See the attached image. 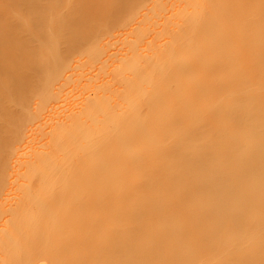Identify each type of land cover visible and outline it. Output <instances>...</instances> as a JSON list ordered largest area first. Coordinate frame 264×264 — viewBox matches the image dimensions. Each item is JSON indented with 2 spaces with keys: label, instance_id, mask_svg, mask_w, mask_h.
Listing matches in <instances>:
<instances>
[{
  "label": "bare ground",
  "instance_id": "6f19581e",
  "mask_svg": "<svg viewBox=\"0 0 264 264\" xmlns=\"http://www.w3.org/2000/svg\"><path fill=\"white\" fill-rule=\"evenodd\" d=\"M131 1L0 0V148ZM190 1L169 47L135 45L120 75L61 105L17 160L14 195L0 182V264H113L146 244L124 264H264V0ZM140 64L147 80L127 70Z\"/></svg>",
  "mask_w": 264,
  "mask_h": 264
},
{
  "label": "rangeland",
  "instance_id": "374dc122",
  "mask_svg": "<svg viewBox=\"0 0 264 264\" xmlns=\"http://www.w3.org/2000/svg\"><path fill=\"white\" fill-rule=\"evenodd\" d=\"M192 3L193 1L187 3V0L131 1L121 9L118 17L102 22L96 28L98 36L94 43L84 46L80 52L65 60L62 75L48 76L43 80V83L30 94L28 106L24 108V115L14 123L16 129L12 128L10 132V135L16 138L12 146L14 149L9 151V148H0L5 152V159L9 163L0 182L6 180V189H11L9 194L14 195L18 188L16 185L8 187L11 186V181L19 176L17 160L23 158L38 142L39 137L48 129L55 115L61 110V105L73 102L76 97L93 91L101 80L120 75V71L124 70L123 66H127L128 63L124 58L118 59L117 56L132 51L135 45L140 44L151 48L157 45L169 47V38H172L171 30H175L182 19L186 20L185 13L191 9ZM259 39L255 36L257 46L264 47ZM141 65L132 66L127 70L138 75L142 73L140 76L144 80L145 75ZM166 138L167 135L162 137L161 142ZM125 183L116 182L112 185L116 197L122 195L119 191L124 189L122 185ZM243 235L245 238L252 237L249 231H244ZM227 239L223 232L216 239L207 237L196 242H204L203 245L208 246L210 241H226ZM184 243L186 249L200 245L193 241ZM149 246L150 244H146L137 250L127 246L126 249H120L114 255H108L107 259L113 264H124L125 257L127 263L131 260H139L151 250Z\"/></svg>",
  "mask_w": 264,
  "mask_h": 264
}]
</instances>
